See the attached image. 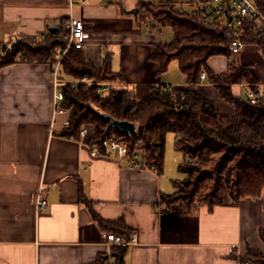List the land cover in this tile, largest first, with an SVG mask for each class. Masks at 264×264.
<instances>
[{
  "label": "crops",
  "instance_id": "crops-1",
  "mask_svg": "<svg viewBox=\"0 0 264 264\" xmlns=\"http://www.w3.org/2000/svg\"><path fill=\"white\" fill-rule=\"evenodd\" d=\"M138 2L0 0V58L17 38L41 39L54 28L65 34L64 22L73 17L84 25L86 59L99 65L108 57L112 70L122 73L123 86L196 89L222 113L233 114L208 75L191 85L178 64L180 75L172 77L176 61L159 73L150 57L162 42L160 30L140 20ZM240 55L237 61L250 66L264 85V64H250L253 50ZM230 59L213 56L208 68L225 74ZM57 67L18 62L0 68V264H108L116 246H127L126 264H241L248 249L264 251V188L259 197L213 209H169L161 197L174 193V181L182 179L165 181L166 163L161 173L128 167L60 136L69 112L55 113ZM69 80L64 82H76ZM249 85H233L232 94L245 101ZM39 199L48 205L38 208ZM95 215L105 221L123 218L130 244L111 245L107 234L120 235V226L103 228Z\"/></svg>",
  "mask_w": 264,
  "mask_h": 264
},
{
  "label": "trees",
  "instance_id": "trees-1",
  "mask_svg": "<svg viewBox=\"0 0 264 264\" xmlns=\"http://www.w3.org/2000/svg\"><path fill=\"white\" fill-rule=\"evenodd\" d=\"M256 2L264 12V0ZM183 4L178 5L174 0L158 3L139 0L137 15L141 21H149L154 29L170 27L174 33L170 43L155 45L150 59L159 64L160 74L177 61L187 83L194 86L201 82L204 72L218 85L220 97L234 107L233 114L222 113L196 89L166 90L165 85L153 84L127 88L122 85V73L112 70L108 57L97 65L87 60L81 50L70 47L60 60L59 55L67 45L62 28L41 39L17 38L1 56L0 68L18 62L52 66L59 63L58 78L62 82L68 77L111 83L105 94L98 93L96 83L62 85L64 99L60 107L69 110L70 123L62 129L60 136L79 140L82 128L92 125L95 128L92 145H101L111 137L125 140L130 149H142L148 166H155L161 173L167 135L173 132L176 149L185 155L184 163L179 167L185 178L174 181L175 192L162 195L161 202L169 209L178 205L179 210L191 212L197 208L196 200L207 178H215L213 193L201 195L199 201L209 209L261 195L264 188V104L255 105L232 94L231 87L235 84L257 83L250 66L230 59L225 74L214 75L209 70L211 57L232 56L229 47L233 37L222 25L205 22L198 12L183 7ZM242 41L246 45H255L264 56V31L257 22L247 26ZM104 114L135 124L136 132L129 134L114 128L103 118ZM139 138L142 143L137 145ZM95 217L103 228L117 230L113 225H119L120 235L128 241L130 234L123 218L115 222L105 221L98 215ZM262 237L264 240V234ZM126 253L127 246L114 247V264H126ZM240 263L264 264V253L248 249Z\"/></svg>",
  "mask_w": 264,
  "mask_h": 264
},
{
  "label": "built area",
  "instance_id": "built-area-1",
  "mask_svg": "<svg viewBox=\"0 0 264 264\" xmlns=\"http://www.w3.org/2000/svg\"><path fill=\"white\" fill-rule=\"evenodd\" d=\"M186 6L198 12L205 22L220 24L233 37V41L229 47L231 55L240 54L244 48L245 43L242 41L247 26L257 22L264 31V12L257 4L256 0H187ZM67 38V48L63 54L68 51L70 47L78 50H83L85 47L84 25L81 20L73 17L67 19L63 26ZM54 87L55 93V113L64 114L69 112L60 107L64 99V94L61 90L64 83L58 78V67L54 73ZM206 78V74L202 73V79ZM99 86L98 93L105 94L108 92L111 83H96ZM166 90H172V87L165 86ZM246 99L252 104H264V85L250 84L246 93ZM70 123L69 118L63 122L66 127ZM90 126L85 125L80 131V142L90 146L93 156L114 157L121 162H124L128 167H141L148 169H156L155 166H148L144 159V152L142 149L135 147L130 149L127 141L120 140L117 137L105 139L101 145H92L91 141L95 137L93 133L90 135ZM142 143V139L137 140V145ZM48 205L47 200H37L38 208H43ZM107 241L111 245H129L130 242L125 241L122 236L109 233L107 234ZM108 257V264H114L110 255Z\"/></svg>",
  "mask_w": 264,
  "mask_h": 264
},
{
  "label": "rangeland",
  "instance_id": "rangeland-1",
  "mask_svg": "<svg viewBox=\"0 0 264 264\" xmlns=\"http://www.w3.org/2000/svg\"><path fill=\"white\" fill-rule=\"evenodd\" d=\"M148 1H152V2L158 3L161 0H148ZM174 1H176V3L178 5H180V4H183V3L185 4V2L187 0H174ZM178 5H176V6L180 7ZM183 7L187 8L188 6L184 5ZM143 16H146V15H142V17ZM149 20L151 21V18H149ZM159 30H160L159 33L161 35V40H162L163 43H170L173 40L174 33H173L172 28H170V27H162ZM65 37H66V35H65ZM64 41H65V38H64ZM66 48H67V45L65 46V48L63 50H65ZM246 48H251L253 50L254 55H253V57L251 59L252 63H250L253 68H255L256 64L259 61H261L264 64V56H263L262 52L256 46H254V45H245L244 50ZM240 54L232 55V59L240 60V58H241ZM63 55H64L63 53H62V55H59V59L60 60L63 57ZM169 73H170L169 75L172 76V77H174L175 74L180 75L177 61L173 63V68H172V70L169 71ZM69 79L70 78L65 77V80L67 82L70 81ZM80 83H84V84H88V83L92 84L93 83V84H95L96 82H93V81H90V80H87L86 78H84V79H81V80H76V82L72 83V84L77 85V84H80ZM107 83H109V82H107ZM65 84H69V83H65L64 82V85ZM175 139H176V135L173 132L168 133V135H167V146H166V150H165L166 167H165V173L163 175L165 181L176 180V179H184L185 178V174H183L179 170V166L185 160V155L181 151H179V150H177L175 148V146H174ZM214 180H215V178H212V179L211 178L210 179L207 178V179H205L203 181L202 186H201L202 190H201V192L198 195V200H196V204H195L196 206L195 207H199V206H202V205L206 206L201 201H199V198L201 197V195H206V194L210 195L211 193H213L211 191H212V187L215 185L214 184ZM176 208L179 209L178 205H176ZM262 252L264 253V251H262Z\"/></svg>",
  "mask_w": 264,
  "mask_h": 264
},
{
  "label": "water",
  "instance_id": "water-1",
  "mask_svg": "<svg viewBox=\"0 0 264 264\" xmlns=\"http://www.w3.org/2000/svg\"><path fill=\"white\" fill-rule=\"evenodd\" d=\"M134 12H136V11H134ZM52 33L53 34L58 33V29L57 28L52 29ZM103 118L108 120L109 122H111L114 128H116V129H118L124 133L134 134L136 132V125L131 123V122L118 121V120L113 119L112 117H110L107 114H104Z\"/></svg>",
  "mask_w": 264,
  "mask_h": 264
}]
</instances>
